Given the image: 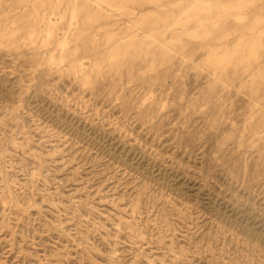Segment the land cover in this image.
Instances as JSON below:
<instances>
[{
  "label": "rangeland",
  "instance_id": "1",
  "mask_svg": "<svg viewBox=\"0 0 264 264\" xmlns=\"http://www.w3.org/2000/svg\"><path fill=\"white\" fill-rule=\"evenodd\" d=\"M0 264H264V0H0Z\"/></svg>",
  "mask_w": 264,
  "mask_h": 264
}]
</instances>
